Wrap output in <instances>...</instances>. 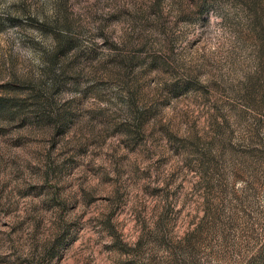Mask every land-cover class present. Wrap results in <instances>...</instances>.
<instances>
[{"label":"rangeland","instance_id":"obj_1","mask_svg":"<svg viewBox=\"0 0 264 264\" xmlns=\"http://www.w3.org/2000/svg\"><path fill=\"white\" fill-rule=\"evenodd\" d=\"M0 264H264V0H0Z\"/></svg>","mask_w":264,"mask_h":264}]
</instances>
